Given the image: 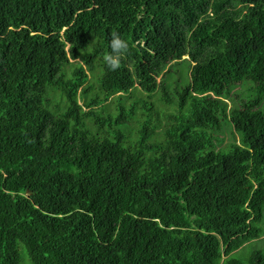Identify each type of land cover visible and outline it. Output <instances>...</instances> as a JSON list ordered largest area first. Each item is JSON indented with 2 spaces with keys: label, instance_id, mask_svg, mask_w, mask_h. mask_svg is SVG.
<instances>
[{
  "label": "trees",
  "instance_id": "16d2710c",
  "mask_svg": "<svg viewBox=\"0 0 264 264\" xmlns=\"http://www.w3.org/2000/svg\"><path fill=\"white\" fill-rule=\"evenodd\" d=\"M261 237L264 0H0V264H264L234 253Z\"/></svg>",
  "mask_w": 264,
  "mask_h": 264
},
{
  "label": "rangeland",
  "instance_id": "374dc122",
  "mask_svg": "<svg viewBox=\"0 0 264 264\" xmlns=\"http://www.w3.org/2000/svg\"><path fill=\"white\" fill-rule=\"evenodd\" d=\"M187 74H188V69H187L186 63L179 62L177 64H174V66L171 69L170 74H168V76L165 77L164 83L166 84V86L169 85V88H173L174 86H179L184 82V80H186ZM160 79H161V77L158 78V80H160ZM235 92L238 93L241 98H243L247 94L251 93L250 88L248 87L247 83H244L242 85H238L235 88ZM129 94L131 96L126 95V97L127 96L130 97L129 100L127 101V103H129L134 96H137V97L138 96H145L144 95L145 92H143V91L138 93L135 90H132L131 93H129ZM218 134H219V137L224 140L223 144L226 143L231 138V134L229 132V129L228 128L225 129V127ZM263 244H264V237H261L259 239H255V240H252L250 242H246L238 250H235L234 253H236L239 256H242V255L252 251L253 248H258V247L263 246ZM25 254H22L23 257H22L21 264H31L29 257L27 256V254L26 255ZM24 257H26V258H24Z\"/></svg>",
  "mask_w": 264,
  "mask_h": 264
},
{
  "label": "clouds",
  "instance_id": "9594fccd",
  "mask_svg": "<svg viewBox=\"0 0 264 264\" xmlns=\"http://www.w3.org/2000/svg\"><path fill=\"white\" fill-rule=\"evenodd\" d=\"M108 46L110 51L104 55L103 60L109 69L115 70L119 67L121 58L128 52L129 44L118 33L112 32ZM68 54L71 56L70 51Z\"/></svg>",
  "mask_w": 264,
  "mask_h": 264
}]
</instances>
